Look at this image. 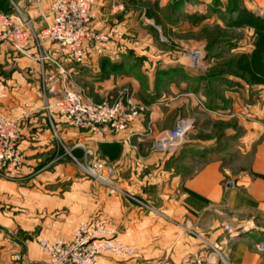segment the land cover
Listing matches in <instances>:
<instances>
[{"label":"crops","instance_id":"0c3cea01","mask_svg":"<svg viewBox=\"0 0 264 264\" xmlns=\"http://www.w3.org/2000/svg\"><path fill=\"white\" fill-rule=\"evenodd\" d=\"M8 2L0 0V12L14 14L18 9L33 18L34 26L44 24L36 15L37 0L11 1L4 10ZM47 2L41 0L43 6ZM121 2L94 4L90 27L100 33L121 29L115 18ZM129 15L118 18L130 22ZM96 45L87 50L84 63L76 64L51 44L65 63L64 77L73 78L84 69L97 72L103 60L117 62L124 49H131L127 43L116 47L112 39ZM143 51L156 55L149 44ZM18 58L28 62L24 56ZM29 61L38 66L43 79L48 75L58 79L54 69H40ZM160 63L151 61L153 67L147 70L148 112L120 133L94 136L50 118L42 109L46 94L43 99L39 95L21 99L20 107L28 114L18 139L23 156L20 172L25 177L19 182L0 177V264H24L23 259L12 258L15 253L44 262L47 254L39 238L67 239L76 224L91 219L111 229V238L133 247L130 255L100 254L102 264H159L164 258L171 264H264V251L257 247V242H264V92L255 94L250 103L247 87H220L207 94L204 83L201 89H190L177 75L176 80L159 76L158 88L153 70ZM105 82L110 87L115 80L110 76L102 85ZM53 84L48 83L50 101L61 89L58 83L54 90ZM9 109L2 106L0 114L16 117ZM181 118L191 125L178 150L173 154L154 150L153 136L173 128ZM52 122L60 131L58 139L70 143L69 152L76 159L84 158L76 143L98 152L103 180L78 169L73 157L61 156L52 140ZM4 206L8 212L3 214ZM230 229L234 234L229 235Z\"/></svg>","mask_w":264,"mask_h":264},{"label":"rangeland","instance_id":"374dc122","mask_svg":"<svg viewBox=\"0 0 264 264\" xmlns=\"http://www.w3.org/2000/svg\"><path fill=\"white\" fill-rule=\"evenodd\" d=\"M11 1L16 2V0H9ZM99 1L102 0L97 2ZM121 1L122 7L115 9V13H118L115 16L116 24L118 23V28L121 29L103 34L111 33L106 41L112 39L116 47L124 48L127 43L131 49H124V52L116 59L117 62L103 60L97 72L94 70L88 73L84 69L83 73L73 78L64 77V74L58 73V79L52 75L43 79L42 75L38 74V66L30 62V59H25L28 62H21L18 58L19 53L1 43L0 108L2 106L6 108L9 105V110L17 114L18 125L22 126L23 117L28 114L20 107L21 99L32 95H39L40 99H43L44 94L48 98L49 91L52 89L48 87L49 82L54 83L53 89L58 88V83L61 89L66 82L75 85L83 89L94 101L95 99H115L123 96V93L127 91L134 101L147 106L145 102L149 100L147 91L150 87L147 70L153 67L150 65L151 61L162 62L159 65L156 64V69L153 70L158 88L159 76L167 75L170 77L169 80L173 78L176 80L177 75L186 81L185 85L190 89H201L200 84L204 83V86L207 85L204 87L207 89V94L209 90L220 87H247L246 97L250 103L257 98L255 94L259 91L264 92V85L257 83L252 75L241 67V63L246 61V58L251 59L249 55L253 51L264 46V29H261L262 24L257 22V18H264V0ZM9 2L2 6L4 10L10 6ZM123 13L130 14L129 17L132 18L130 22L128 21V27L125 26L128 22L120 21L118 18L119 14ZM23 15L26 16V14ZM148 44L156 52L155 57H150L143 51ZM187 45L202 49L203 59L198 66H191L188 60L180 57L183 48ZM166 58L167 63L163 62ZM203 62L205 64H202ZM38 65L41 69V65L39 63ZM170 66H172L171 69ZM110 76H113L115 83L110 87L107 82L102 85L103 80H108ZM96 81H99V84H95ZM45 113L50 118L57 117L54 111ZM50 124L52 140L58 146L61 156L73 157L68 149L70 143L58 139L60 131L55 130L54 122ZM172 126V123L168 124V127ZM97 153L94 154L95 158L99 157ZM79 161L85 163L84 158ZM72 162L81 170L82 167L75 160ZM21 165L22 162L14 175L0 173V177L16 182L22 181L25 175L20 172ZM7 209L6 206L2 208L3 214L8 212Z\"/></svg>","mask_w":264,"mask_h":264},{"label":"built area","instance_id":"2783aa9c","mask_svg":"<svg viewBox=\"0 0 264 264\" xmlns=\"http://www.w3.org/2000/svg\"><path fill=\"white\" fill-rule=\"evenodd\" d=\"M98 0H48L43 6L37 0L36 15L44 21L40 27L34 26L33 18L25 16L18 9L13 14L0 12V42L21 56L39 63L42 68L49 66L57 73L66 72L65 63L55 54L51 44L63 49L65 59L73 63H84L87 50L93 51L99 41H106L107 35L90 27L95 13L93 5ZM202 49L187 45L183 48L181 58L188 60L191 66H198L203 59ZM45 69V68H44ZM25 106L27 104L25 103ZM42 109L52 111L62 124L78 130H85L90 135L102 133H120L137 118H142L148 107L137 103L126 91L123 96L110 100L94 101L83 89L67 83L58 92L57 97L50 101L45 97ZM191 125L190 120L178 119L171 129L158 131L153 137L152 148L156 151L174 153L186 139ZM147 125V133H150ZM128 138V136H127ZM18 118L0 114V173L14 175L22 162L19 147ZM75 146L83 148L84 162L74 157L76 163L91 174L95 179L103 180L99 169L98 158L92 149L82 142ZM92 158L91 161H88ZM245 176L248 174H244ZM235 181L230 180L231 186ZM113 232L105 227L100 220H86L76 224L71 236L67 239L57 238L48 241L39 238L38 243L47 254L46 261L33 262L22 253L13 254L14 260H24V264H102L98 262L100 254L130 255L133 247L111 238ZM229 234L234 232L229 230ZM257 247L264 251V242H257ZM159 264H171L167 259Z\"/></svg>","mask_w":264,"mask_h":264},{"label":"trees","instance_id":"16d2710c","mask_svg":"<svg viewBox=\"0 0 264 264\" xmlns=\"http://www.w3.org/2000/svg\"><path fill=\"white\" fill-rule=\"evenodd\" d=\"M257 22L262 24L260 28L264 29V18H257ZM249 56H251V59L246 58V61L241 63V67L248 71L257 83L264 85V46L257 51H253ZM241 76H244V74H241Z\"/></svg>","mask_w":264,"mask_h":264}]
</instances>
